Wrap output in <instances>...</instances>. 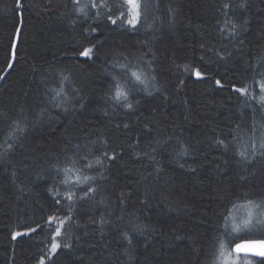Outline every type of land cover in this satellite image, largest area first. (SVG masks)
Listing matches in <instances>:
<instances>
[{
	"label": "trees",
	"instance_id": "trees-1",
	"mask_svg": "<svg viewBox=\"0 0 264 264\" xmlns=\"http://www.w3.org/2000/svg\"><path fill=\"white\" fill-rule=\"evenodd\" d=\"M137 2L133 27L123 0H80L87 15L73 0H22L19 15L0 0V77L21 25L0 82V264H261L233 252L223 218L264 211L243 207L264 200V155H239L264 133V0ZM117 82L133 110L110 99ZM72 159L103 167L65 185L56 169Z\"/></svg>",
	"mask_w": 264,
	"mask_h": 264
},
{
	"label": "snow or ice",
	"instance_id": "snow-or-ice-1",
	"mask_svg": "<svg viewBox=\"0 0 264 264\" xmlns=\"http://www.w3.org/2000/svg\"><path fill=\"white\" fill-rule=\"evenodd\" d=\"M73 3L77 5V11L80 13H83L84 15H87V13L84 11L86 5H80V0H73ZM103 6V5H101ZM23 7L22 0H15V8L17 9V14L19 15V9ZM92 7H97L95 3L92 4ZM123 7L127 9V12H121V18L122 22L123 20H127L128 24L135 26V22L138 20L140 16V4L137 2V0H123ZM223 8L225 10H229L231 8L230 4H224ZM226 15H228V12H226ZM111 22L113 24L117 23L116 19H112L109 17ZM93 32L96 31V29L92 30ZM221 31H224V29H221ZM21 32V28L17 27L16 29V36L14 37L15 39L19 36ZM230 36H238L237 32V26L236 24L232 23L231 24V32L228 33ZM13 57L15 56V43H13ZM93 47H88L84 48L80 51V56L83 58L87 59H92L94 55ZM13 67V63L10 61L8 63V68L11 69ZM143 73H138L136 71L131 72V78H134V80L138 83H143V80L141 79V76ZM197 77H200V73H196ZM3 77H0L2 79ZM216 84L218 87H223V84L220 80L216 81ZM261 92L264 93V83H261L260 85ZM133 89L130 87H126L125 85L117 82L114 85V88L112 90V94L110 96V99L119 107L125 108L127 111L133 110V104L131 100L129 99L130 93ZM234 92L239 93L240 95H251L250 90L247 87H234L233 88ZM62 92H56L55 96L60 97L62 96ZM260 101L262 106H264V95L260 96ZM127 127V125H125ZM15 130H20L19 124L16 125ZM217 143L223 144V141H218ZM7 150H10L12 148V144L7 143ZM225 150H227V147L225 146ZM257 154L264 155V133H261L260 137L258 138V141L256 138H253L250 146L248 147H242L241 151L239 152V155L241 159L245 162H251L250 157H255ZM105 157L111 161L115 159V156H107V153H105ZM96 165H99L103 167V162L101 159H96L94 162H89L84 165H80L78 160H67L65 161L64 165L62 168H57L56 172L59 175L61 172L63 173V179L60 181L61 183L65 185H69L71 183H76L77 185L80 183H86L90 177L84 175L83 179L80 178L79 175H77L76 181H72L70 177L72 175H75L77 173L83 174V169L84 168H89L92 169ZM95 191L94 188L89 186V188L86 190L85 195L88 194V192H93ZM58 194V193H57ZM75 193L69 189V193L67 196L68 200H72V197ZM57 204L60 203L59 200L56 201ZM243 207L250 208V209H264V200H261L259 202L254 201V200H249L246 205H243ZM224 231L225 234L232 233L234 234L232 236V239L230 241V244L232 246V250L237 253L239 256L240 253H244L245 256L248 254L255 255V256H260L264 258V236L261 238H253L252 233L255 232H260L264 233V211L260 212H253L249 211L247 216H245L242 219L237 220L236 222H232L231 219H229L228 216H225L224 218ZM58 221L59 226H55L53 229V235H52V240H51V249L50 251L52 253H55L60 247L61 244L57 242L56 237H59L61 235V228L64 225L63 220H58L57 217L53 216L49 218V225L53 226L56 224ZM104 221L103 219L101 220V224H103ZM29 231L34 232L36 231L35 228H31ZM28 235L27 232H21L17 231L14 232L12 235V239L16 240L18 237L21 236H26ZM127 238V237H126ZM64 247H68V245H64ZM243 259L244 257H240ZM40 264H44V261L41 260ZM261 264H264V260H262Z\"/></svg>",
	"mask_w": 264,
	"mask_h": 264
},
{
	"label": "water",
	"instance_id": "water-1",
	"mask_svg": "<svg viewBox=\"0 0 264 264\" xmlns=\"http://www.w3.org/2000/svg\"><path fill=\"white\" fill-rule=\"evenodd\" d=\"M19 27L21 28V25H20ZM15 36H16V34H15ZM18 38H19V36L15 39V41H13V43H15V48H16V44H17ZM12 46H13V45H12ZM14 59H15V56L13 57V47H12V51H11V62H12V63L14 62ZM9 70H10V69H9L8 66H7L6 70L4 71V73H3V75H2L1 77L4 78V76L8 73ZM3 78L0 79V82L3 80ZM233 252H234V251H233ZM234 253H235V252H234ZM236 254H237V253H236ZM240 255H245V254H244V253H240ZM247 256L252 257V258H256V259H262V260H264V258H262V257H260V256H255V255H251V254H248Z\"/></svg>",
	"mask_w": 264,
	"mask_h": 264
},
{
	"label": "rangeland",
	"instance_id": "rangeland-1",
	"mask_svg": "<svg viewBox=\"0 0 264 264\" xmlns=\"http://www.w3.org/2000/svg\"><path fill=\"white\" fill-rule=\"evenodd\" d=\"M245 216H247V212H245L244 214H241V213H239V212H235L233 215H232V221L233 222H236L237 220H239V219H242V218H244Z\"/></svg>",
	"mask_w": 264,
	"mask_h": 264
}]
</instances>
